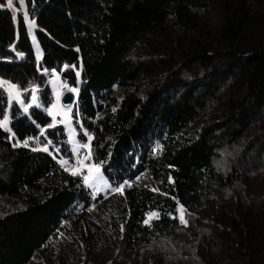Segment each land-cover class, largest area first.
I'll return each mask as SVG.
<instances>
[{"label": "trees", "instance_id": "1", "mask_svg": "<svg viewBox=\"0 0 264 264\" xmlns=\"http://www.w3.org/2000/svg\"><path fill=\"white\" fill-rule=\"evenodd\" d=\"M13 8L0 0V80L20 92L0 87V264H264V0ZM55 76L109 196L61 166Z\"/></svg>", "mask_w": 264, "mask_h": 264}, {"label": "snow or ice", "instance_id": "2", "mask_svg": "<svg viewBox=\"0 0 264 264\" xmlns=\"http://www.w3.org/2000/svg\"><path fill=\"white\" fill-rule=\"evenodd\" d=\"M19 3L21 5V7L23 8L24 6V0H19ZM7 6L9 9H13V11H15V9L13 8V0H7ZM24 18L27 21L28 25L30 28L35 27V22L34 20H28V13L24 12ZM7 87L8 93H9V97L10 99H17L20 96V92L17 89V85L15 84H11L8 81H2L0 80V87ZM71 91H76V89H71ZM33 103H36V97L33 96ZM56 105H53V108H55ZM24 111L27 112L28 111V107L24 108ZM49 114H52L51 109L49 110ZM53 119L55 120V115H53ZM64 120H61L60 123H64ZM0 127L2 128H7L8 127V117L4 116L2 120H0ZM85 135H88L87 133H85ZM93 137L88 135V139L89 141L92 139ZM74 139V137H73ZM25 147L28 146V142L25 141L24 145ZM79 148H89V144H77L76 145V150H78ZM33 151H37V150H42L47 152L48 148L45 146L42 149H36L33 148ZM91 159V155L90 153L85 154L83 157V160H78L77 163V167H74L71 169V174L73 176H81L82 173L84 172L85 168L87 169V174L82 176L83 182L87 187L90 188H94L95 190L99 191V188L97 187L98 184L103 183L105 187H107V182L104 180L103 175H102V164L100 162L94 163V164H89V165H85L84 164V160H90ZM69 165V161L67 160H62L61 161V166L65 167V170H70L67 166ZM131 186V185H129ZM122 188L123 185L116 187L114 189H112L113 191L117 192V193H121L122 194ZM179 204V202H177ZM179 215L178 217H173L174 219L178 218L180 223L187 226L188 221L187 219H185V213H186V209L184 208L183 205H180L177 209ZM159 218V213L156 211H151L149 213H147V218L143 221V223L146 226H151V222L153 219H158ZM62 235V234H61Z\"/></svg>", "mask_w": 264, "mask_h": 264}, {"label": "rangeland", "instance_id": "3", "mask_svg": "<svg viewBox=\"0 0 264 264\" xmlns=\"http://www.w3.org/2000/svg\"><path fill=\"white\" fill-rule=\"evenodd\" d=\"M27 26H28L29 34H30V37H31V40H32V43H33V47H34L36 56L37 57H40L39 46H38V43H37L36 38H35V35H34V27L30 28L29 25H28V23H27ZM49 87H50V89H51V91H52V93H53V95L55 96V99H56V107L51 109V111H52V114L51 115L52 116L55 115V117L58 115L60 117V120H64L65 121L63 124L65 126V129H66L68 138H69V140L71 142V150H72L73 154L76 155V154H78V153L81 152V148H79L78 150H76L77 143H75V131H74V127L72 125V119H71V114H70V111L71 110L62 109L59 106V101L61 99L62 94L66 90H68L69 88L66 85H64L63 82H62V80L59 79L57 76L52 77L50 79ZM17 102L19 104H22L21 99H18ZM6 116L8 117V127L7 128H3V129L6 132L11 133L10 132V127H9L10 117H9L8 114ZM2 119H0V120H2ZM73 137H74V139H73ZM85 174H87V172ZM107 185L108 186L105 187L104 184L101 183V189L97 185V187L99 188V191H101L102 194H104L105 191H107L108 189H110V187H111L110 184L107 183ZM92 189L96 193V190L94 188H92ZM29 264H40V263L38 261H35L34 260V261H31Z\"/></svg>", "mask_w": 264, "mask_h": 264}, {"label": "built area", "instance_id": "4", "mask_svg": "<svg viewBox=\"0 0 264 264\" xmlns=\"http://www.w3.org/2000/svg\"><path fill=\"white\" fill-rule=\"evenodd\" d=\"M2 88H3V89H7L6 86H4V87H2ZM36 142H37V139H30V140H29V144H30V145H34ZM88 153H89V152H88L87 150H83V151H81L80 153H78V154L75 156L73 162H72V163H69V165L67 166V167L70 169V170H68V171L71 172V169H72V168L77 167L78 165H77L76 162H77L78 160H83L84 155H85V154H88ZM84 164H85V165H89L90 163H88V160H84ZM86 172H87V169L85 168V170H84L83 173H86ZM98 187L101 188V184H98ZM99 193H100V191H97V190H96L95 196H98ZM106 195L109 196L110 193L107 192Z\"/></svg>", "mask_w": 264, "mask_h": 264}, {"label": "water", "instance_id": "5", "mask_svg": "<svg viewBox=\"0 0 264 264\" xmlns=\"http://www.w3.org/2000/svg\"><path fill=\"white\" fill-rule=\"evenodd\" d=\"M75 99V94L70 90H66L61 96L59 106L62 109L71 110L76 104Z\"/></svg>", "mask_w": 264, "mask_h": 264}, {"label": "clouds", "instance_id": "6", "mask_svg": "<svg viewBox=\"0 0 264 264\" xmlns=\"http://www.w3.org/2000/svg\"><path fill=\"white\" fill-rule=\"evenodd\" d=\"M85 150H87V151H88V149H87V148H85ZM76 155H77V154H76ZM76 155H75V156H76ZM74 158H75V157H74ZM100 184H101V183H100ZM100 189H101V188H100ZM107 192H109V191H108V190H107V191H105V192H104V194H106ZM100 193H101V191H100ZM100 193H99V194H100Z\"/></svg>", "mask_w": 264, "mask_h": 264}]
</instances>
